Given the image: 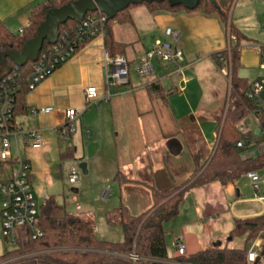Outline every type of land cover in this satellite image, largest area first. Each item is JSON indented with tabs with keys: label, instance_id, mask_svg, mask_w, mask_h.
<instances>
[{
	"label": "crops",
	"instance_id": "0c3cea01",
	"mask_svg": "<svg viewBox=\"0 0 264 264\" xmlns=\"http://www.w3.org/2000/svg\"><path fill=\"white\" fill-rule=\"evenodd\" d=\"M35 1L0 0V5H10L9 9L0 8V19L6 23L11 21L18 22L16 26L18 29L27 26L29 23V14L28 16H23L22 13L27 9L29 13V8L34 5ZM143 8V11H140L142 18L139 21L135 19L133 14L135 24L132 25L139 33V41L141 40L142 44L145 45V49L139 57L145 51L152 48L157 40H165L167 29L176 30L180 33V46L185 54L183 63L184 70L181 75L188 71V73L190 72V77H181L176 80L175 77L180 75V73H176V67L174 65H169L164 66L166 67L164 70L160 69L157 71V75L155 76L140 78V81L136 84L131 82L128 86L110 87L107 85L105 74L106 48L104 38H96L84 45L72 59L62 64L34 90L29 91L25 95L24 103L27 107V112L16 117V123L22 126L24 130L39 129L42 131L46 140V146L43 150L36 149L37 155L35 154L36 160L34 164L26 156L32 164L30 180L32 191L39 203H42L52 194H49L48 191L39 187L38 183L33 185L34 178H39L42 174L45 177V181L48 182L47 178L50 173L46 168H43L41 171L37 156L40 154L43 155L49 150L50 136H56L62 142L67 141L58 138L56 129L65 124L66 111L68 109H82L84 104V91L90 86L98 88V99L84 111L82 117L77 121L76 132L68 139L67 143L73 146L75 151L73 159L85 161V142L92 135L91 131L96 130L97 119H99L101 127L103 128L102 117H104L105 125L108 129L111 128L113 133L111 147L115 150L116 156L115 174L118 171H122L128 178L136 181L130 183L131 185L129 184L130 186L127 185V187L122 188L119 186L121 195H127L133 188H136L139 192L147 193L148 191L146 190H149V187L138 183L139 181H150L151 179H156L159 183L169 181L168 175H160L159 172L160 169L165 168L170 170L171 166L174 168V165L171 164L173 156H170V153H166L165 144L171 148L174 156L178 160H181L183 142L176 140L173 136L164 135L165 132L162 129L160 115L163 113H160L163 112L164 106L170 111V115L178 126L182 127L183 125L187 128L186 132L189 141L185 139L184 143L186 145L190 142L194 143V150L200 152V155L203 156L201 150L204 147L198 145L199 142L203 141L200 135L197 134L198 131L200 133L201 131L196 117L198 116L200 119L199 115H206L215 119L219 115V112L209 114L208 112L204 113L203 111L195 110L192 107L193 109L187 117L178 119L179 114L175 116L170 107V102L168 104L162 102V106L158 105L160 101H151L149 99L145 83L158 81L164 86L163 82L170 80L171 85L168 89L171 92L168 98L174 92H187L188 86L196 82L197 68L202 72L207 69L213 70L214 67L217 68L211 55L227 48L229 44V33L225 30L217 16H206L202 13L187 14L184 12L178 14L151 13L145 6ZM232 16L234 23L246 32V28L242 22L243 19L235 20L233 14ZM117 39L124 41L118 37ZM127 43H130L129 46L134 47L135 42ZM243 65H248L252 69L258 67L253 79H249L251 82L264 76L259 49L258 56L255 58L252 57L249 51L243 50L242 47L241 67ZM165 72L167 74L162 76ZM183 86H185V90L181 91V87ZM132 100L135 101L132 102ZM137 102L143 103L147 106V109L140 110L141 106ZM149 103H152V107H149ZM47 107H51L53 110L48 114L38 112L40 108ZM91 109L94 110L90 111ZM184 118H187L190 122L185 124L187 119ZM158 131L161 133V137L156 136ZM212 147L213 145L209 148L212 149ZM150 151H157L158 155L156 157H150ZM178 171H180L178 175L173 174L170 179L181 182L191 175L185 174L181 169H178ZM236 185L237 182L224 186L220 182L215 181L191 188L187 191L180 206V214H182L181 211H183L182 208L185 205V210L188 211L186 209L188 208L190 214L188 212L187 216L189 219L183 221L182 229L188 227L189 234L181 233L173 239V248H168V253L171 258L179 255V245L185 247V254H192L201 249L210 248L214 243L223 242L221 238L210 234L209 224L206 223V220L214 221L216 217H220L227 209L235 210L236 203L242 200L240 198L241 193L237 190ZM36 186L40 190L37 191ZM104 191L110 194L108 189L102 192ZM40 195L43 196V200H39L38 197ZM187 201L188 205L186 204ZM236 215L246 217L256 214ZM231 225L233 227V223ZM196 228L198 230L202 228L203 232L199 235L200 232Z\"/></svg>",
	"mask_w": 264,
	"mask_h": 264
},
{
	"label": "trees",
	"instance_id": "16d2710c",
	"mask_svg": "<svg viewBox=\"0 0 264 264\" xmlns=\"http://www.w3.org/2000/svg\"><path fill=\"white\" fill-rule=\"evenodd\" d=\"M71 1L76 0H42L30 7L29 23L18 32L12 31L6 22L0 19V53L10 49L21 51L24 44L37 35V29L45 20L48 10L61 7ZM234 1L200 0L194 9H188L184 5L171 6L168 1L140 4L151 13L184 12L217 16L225 30L237 38L230 52L225 48L211 55L219 71L223 65H228L230 73L225 76L229 82L227 99L215 118L216 136L210 156L203 161L199 152L191 175L180 183L170 179L174 173L168 168L159 171L160 175L169 176V181L166 183H159L156 179L139 181L138 183L149 187V190H146L149 193L139 192L133 188L127 196L152 199L153 204L141 213L133 214L130 207L124 203L107 210L105 214L107 222L122 228L123 238L118 242L98 237L92 211H68L59 203L55 195H50L40 203L37 216V225L43 231V235L32 239L29 228H18L15 248L6 250L0 256V264H251L248 260V251L258 236L264 233V213L233 218L229 238L230 240L245 238L243 248L223 246L220 242V245L214 244L210 248L173 258L168 253L165 227L166 223L180 214V206L191 188L215 181L228 186L235 184L247 172L264 171L263 152L249 159H243L241 150L237 146L238 140L242 137L237 124L249 114L255 104L246 96L251 81L238 73L241 67L242 41L249 37L233 21ZM133 6L136 5H130L120 11L115 18L108 19L104 44L112 56L122 55L126 58V50L130 43L118 40L112 26L114 22L134 25L131 11ZM93 14H99V11L88 12L86 16ZM77 25V22L69 20L60 25L59 32L62 34ZM50 46L51 44L45 42L40 54ZM261 49L264 52V47ZM221 56L224 57L225 62L220 61ZM7 61L14 66L12 60ZM31 64L32 61H29L20 68V71H25ZM131 79L130 76L129 83L120 86L130 85ZM145 87L151 101L168 104V95L171 91L161 83L146 82ZM28 92L27 89H23L17 94L14 122L17 116L27 112L24 97ZM74 152L73 147H69L67 152L62 154L61 159L73 158ZM2 171L3 165L0 163V173ZM115 179L122 188L136 182L122 171L115 174Z\"/></svg>",
	"mask_w": 264,
	"mask_h": 264
},
{
	"label": "rangeland",
	"instance_id": "374dc122",
	"mask_svg": "<svg viewBox=\"0 0 264 264\" xmlns=\"http://www.w3.org/2000/svg\"><path fill=\"white\" fill-rule=\"evenodd\" d=\"M41 1L42 0H36L34 5L40 3ZM0 8L9 9L10 5H0ZM142 9H144L142 5H136L131 8V11L137 21L142 18V13L140 12L143 11ZM232 9L234 10L233 15L235 20H240L241 18L243 19L242 22L246 28L245 33L249 37V39L242 41L243 50L249 51L252 57L256 58L258 56V49L264 47V0H235ZM28 14V9L22 13L23 16H28ZM7 23V26L12 31H19L18 27H16L18 22L11 21ZM112 27L115 36L118 38L126 42H135L134 47H127L126 57L130 62L129 69L132 82L136 84L141 78L136 73V68L140 64L139 56L144 51L145 45L142 44L141 40L139 41V33L130 23L120 24L118 22H114ZM154 64L157 71L160 69L164 70L166 68L164 65H160L157 60L154 61ZM256 69H258V67L252 69L248 65H243L239 68L238 73L240 76L247 77L252 80ZM166 74L167 72L163 73L162 76ZM181 77L189 78L190 72L188 73V71H186L183 75L180 73V75H177L175 79L178 80ZM195 79L196 82L188 86L187 92H174L169 96L170 107L175 116L179 114L178 119L185 116L187 117L193 108H195V110L203 111L204 113L208 112L209 114L220 113L226 103L229 82L217 68L214 67L213 70L207 69L203 72L197 68V75ZM163 84L167 89L171 85L170 80H166ZM133 101L135 100H132V102ZM137 103L141 106L140 110L147 109V106L143 103ZM158 105L163 106L161 101L158 102ZM149 107H152V103H149ZM94 109H91L90 111ZM160 114H162L160 115V120L162 122V129L165 132L164 135L173 136L176 140L183 142L181 160H178L171 151V148L165 144L166 153H170V156H173L171 164L174 165V168L171 166V170L175 175H178V172H180L178 169H181L185 174L190 175V172H192L195 168V159H197L199 152L194 150V143H188L189 146L184 143L185 139L188 140V134L186 132L187 128L183 125L182 127L178 126L170 115V111L165 108V106L163 112ZM199 116L200 119L197 116L196 120L201 133L198 131L199 133L197 132V134L200 135L203 142H199L198 145L204 147V149L201 150L203 155L202 160L204 161L212 152L211 150L213 147L212 149L209 147L215 143L216 121L213 117L210 118L206 115ZM102 119L103 128L101 127L99 119H97L96 130L91 131L92 135L85 142V161L78 159L75 160L73 158L61 159V154L66 153L68 148L73 146H70L67 143L68 140L62 142L59 141L56 136H50L49 150H47L43 155L40 154L37 156L39 166H41V171L43 168H46L50 172L47 178L48 182L45 181V177L42 174L39 178H34L33 185L38 183L39 187L48 191L49 194L55 195L59 203L65 206L68 211H92L96 221L98 237L103 240L118 242L123 238L122 228L119 225H112L107 222L105 215L106 211L124 203L130 207L133 214H139L153 204V201L151 198L150 200H146L145 198L137 196L120 194L119 185L114 176L116 172V156L115 150L111 147L113 133L111 128L108 129L105 125V118L102 117ZM189 122L190 121L187 119L185 124ZM156 136L161 137V133L158 131ZM23 153L32 160L33 164L35 163V154L37 155L36 149L28 147ZM157 155V151H150V157H156ZM82 162L87 163L88 174H83L80 170L79 181L75 184H71L68 180L69 168L74 163L79 165ZM178 183L180 182L178 181ZM39 187L36 186L37 191L40 190ZM236 187L241 193L240 198H242V200L236 203L235 210L232 211L227 209V211L223 212L220 217H216L214 221H209L207 219L206 223L209 224L210 234L223 240V246L228 245L231 248H243L245 246V238L239 237L232 240L229 238L233 218L242 217L236 214H263L264 190H262L261 193H256L249 180L244 176L237 181ZM73 189H77L78 191L75 192ZM105 189L110 191L107 199H104L100 193ZM258 194H260V197H262L263 200H259L257 198ZM38 198L39 200H43L42 195ZM186 204L188 205V201ZM182 209V214L165 225L167 230V244L168 248L170 247L171 249L173 248V239L176 236L181 233L189 234L188 227H185V229L183 228L184 230L182 229L183 221L185 219H189L187 216L189 209L186 208L188 210L186 211L185 205ZM196 230L198 229L196 228ZM198 231L200 232L199 235L203 232L202 228ZM252 245L253 243L250 247ZM14 248L15 244L6 241L2 234L0 217V256L3 255L6 250L9 251Z\"/></svg>",
	"mask_w": 264,
	"mask_h": 264
},
{
	"label": "built area",
	"instance_id": "2783aa9c",
	"mask_svg": "<svg viewBox=\"0 0 264 264\" xmlns=\"http://www.w3.org/2000/svg\"><path fill=\"white\" fill-rule=\"evenodd\" d=\"M108 16L99 11V14L85 16L76 27L68 29L59 35L55 44L39 54L38 59L25 70L14 64L11 72L0 81V163L3 171L0 173V217L2 234L6 241L16 245L18 228H29L32 239L43 235L37 225V216L40 203L32 191L30 160L23 153L28 147L43 150L46 140L39 129L24 130L14 122L16 99L19 91L34 90L46 78L53 74L62 64L72 59L87 43L104 38L107 32ZM23 28H20L21 31ZM237 42L234 35H229L230 49ZM261 67L264 69V52L259 48ZM106 82L110 87L127 85L130 81V64L122 55L112 56L106 49ZM160 65L176 67V73L184 70L185 54L180 46V33L173 29L166 30V39L157 40L153 47L145 51L139 59L136 73L141 77L157 75L154 61ZM225 62L224 57H220ZM224 76L229 74V66L223 65L220 71ZM185 86L181 87V91ZM246 96L255 106L249 114L237 124L242 134L237 146L241 150V157L249 159L258 153H264V76L251 82ZM98 99V88L87 87L84 91V104L81 110L68 109L65 124L56 129L60 140H68L77 130V121L84 111ZM51 107L40 108L38 112L48 114ZM80 166L74 163L68 171V180L71 184L79 181ZM256 193L264 190V171H251L244 174ZM102 192L103 198L108 197ZM259 200H263L258 194ZM178 254H185V247L178 246ZM134 259L136 256L133 257ZM248 260L251 264H264V233H261L253 242L248 251Z\"/></svg>",
	"mask_w": 264,
	"mask_h": 264
},
{
	"label": "water",
	"instance_id": "95a60500",
	"mask_svg": "<svg viewBox=\"0 0 264 264\" xmlns=\"http://www.w3.org/2000/svg\"><path fill=\"white\" fill-rule=\"evenodd\" d=\"M164 1H168L171 6L184 5L188 9H194L200 0H76L58 8L49 9L45 20L37 29V35L28 40L21 51L10 49L0 53V81L12 70V66L7 61L8 59L12 60L19 67L26 65L29 61L35 62L44 43L55 44L60 35V25L65 24L69 20L80 23L88 12L95 11H101L109 19H113L120 11H123L130 5ZM79 166L83 174H88L87 163L82 162ZM77 191L75 189V192ZM214 244L220 245L221 243L217 242Z\"/></svg>",
	"mask_w": 264,
	"mask_h": 264
}]
</instances>
